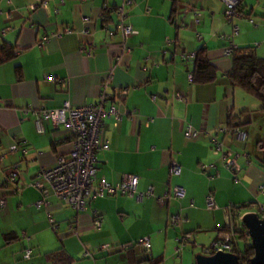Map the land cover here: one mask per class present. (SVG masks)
Wrapping results in <instances>:
<instances>
[{"label": "crops", "instance_id": "1", "mask_svg": "<svg viewBox=\"0 0 264 264\" xmlns=\"http://www.w3.org/2000/svg\"><path fill=\"white\" fill-rule=\"evenodd\" d=\"M44 1L11 0L8 6L0 0V29L9 28L2 38L16 49L0 63V181L13 164L19 168L13 189L0 188V264H53L48 253L60 248L69 264H164L173 256L183 261L186 246L177 251V238L191 233L192 245L212 241L228 223L229 204L251 203L241 216L253 211L264 217L258 210L264 206V113L258 101L231 85L224 54L228 47L250 46L264 58V0H241L242 12L232 20L224 18L221 0H130L122 15L123 0ZM120 23L135 31L124 48ZM201 46L216 70L207 83L192 80ZM108 78L105 108L115 105L120 118L104 119L108 148L97 152L95 183L132 174L136 191L95 197L76 212L33 185L40 181L47 188L37 173L71 149L62 125L42 120L38 132L36 117L64 102L94 103ZM243 110L245 124L230 129L228 113ZM187 126L195 133L191 138L184 136ZM231 158L240 167L235 173L224 165ZM171 162L179 166L177 175ZM174 187L183 190L181 198H173ZM174 216L176 225L170 223ZM144 237L152 262L137 260V247H119ZM104 244L111 248L102 249Z\"/></svg>", "mask_w": 264, "mask_h": 264}, {"label": "built area", "instance_id": "2", "mask_svg": "<svg viewBox=\"0 0 264 264\" xmlns=\"http://www.w3.org/2000/svg\"><path fill=\"white\" fill-rule=\"evenodd\" d=\"M224 4V16L227 20H232L239 15V5L241 0H221ZM41 5H45L44 0H40ZM122 7L119 8V14L122 15V8L126 4H130V0H123ZM11 0H6V5H11ZM33 8V7H32ZM9 19V15H7ZM195 22L199 20L196 18ZM122 35V47L124 48V40L135 34V31L128 25L120 23L118 26ZM234 31H237V26L233 27ZM9 28L0 29V36L5 35ZM231 47L224 49V54L229 55ZM108 78L101 86L100 93L97 101L87 105L72 107L68 102H64L61 106L54 109L42 110L36 117V130L38 132L43 131L42 120H48L53 127L62 125L67 131V135L71 144V149L66 155H58L56 163L49 169H43L37 173V177L42 179L46 183L47 188L40 181H34L33 185L38 188L44 196L48 194L50 190L54 196L59 200L71 205L76 212L83 211L90 199L98 196H113L115 194H127L133 195L136 191V184L138 177L136 175H125L121 181L108 183L101 180L95 183L96 172V156L100 150L108 148V141L103 138L102 128L104 125V119L113 115L115 120L120 118V114L117 112L115 105L111 104L108 108H105V104L109 98L105 91L106 86L109 83ZM195 135L190 126L184 131L186 138H191ZM238 135L241 138L245 137L243 132H239ZM17 149V145H11L9 151L13 152ZM219 149V145H217ZM26 151L25 148L22 149ZM3 155L0 154V158ZM224 165L232 172L240 170L239 165L234 158L226 159ZM170 172L173 174L179 173V166L171 162ZM19 174V168L16 164H13L8 168L4 174L3 179L0 181V188L13 189L12 185L17 180ZM149 190L147 194H150ZM260 193H264V187H261ZM184 192L180 187H174L172 196L174 199H179L183 196ZM141 197V195H140ZM207 206L212 208L214 201L212 195L207 196ZM162 201V199H159ZM44 203V199H40L35 203L36 207L41 206ZM232 204L228 205V211ZM5 207V198L0 196V210ZM259 211H264V206L258 205ZM229 214V213H228ZM178 216H174L170 219V223L176 225L178 222ZM241 214L232 216L229 214V220L227 226L229 231L222 232L218 235V238L212 242V244L204 249L206 255L213 254L215 252H231L233 230L238 226V222H241ZM93 225L96 228L100 227V218L94 214ZM246 234L247 230H246ZM190 238L189 234H182L177 238L176 250L179 251ZM150 240L148 237L141 238L133 243L120 245V249H128L132 247H138L141 249L144 255L149 256ZM102 249L111 248L110 244H104ZM30 251L27 250L25 257H28Z\"/></svg>", "mask_w": 264, "mask_h": 264}, {"label": "trees", "instance_id": "3", "mask_svg": "<svg viewBox=\"0 0 264 264\" xmlns=\"http://www.w3.org/2000/svg\"><path fill=\"white\" fill-rule=\"evenodd\" d=\"M238 10L239 12H242L240 10V7ZM2 37L3 36H0V63H3L16 55V49L5 43ZM194 56L195 62L194 70L192 73V80L196 83H207L213 81L216 77V70L211 64L210 60L207 58L206 48L204 46H201L194 53ZM228 56L230 57L231 65L230 69L225 73V76L228 78L232 86L241 89L249 97L258 101L260 106L259 108H257V110L264 113V58L256 55L255 49L250 46L231 47V52ZM247 112L248 111L243 110V112L236 116L229 112L227 119L228 127L230 129H234L240 126L241 123H243L242 121H244L242 119H246L245 116L248 115ZM254 203L255 202H253L252 204ZM250 207L251 203L240 205L232 204V206L229 208L228 213L236 217L241 210ZM259 214L261 216L264 215V211H260ZM246 230L247 229L241 222H238V226L233 230L231 252L237 255L240 264H250L249 259L253 256V248L250 245V240L248 235L246 234ZM226 231H229L227 224H225L224 227L218 229V233L216 234V237L211 241L210 245L218 238V235L220 233ZM240 242L243 243L242 248L239 247L238 243ZM186 243L187 242H185V244ZM48 256L54 259L53 264H69V257L61 248L49 252ZM152 261L153 259L149 257V262ZM157 263L158 261L155 264Z\"/></svg>", "mask_w": 264, "mask_h": 264}, {"label": "water", "instance_id": "4", "mask_svg": "<svg viewBox=\"0 0 264 264\" xmlns=\"http://www.w3.org/2000/svg\"><path fill=\"white\" fill-rule=\"evenodd\" d=\"M241 223L247 229L250 245L253 248V256L249 259L250 264H264V217L257 212H247L241 216ZM137 260H149L140 248H135ZM195 264H240L238 257L232 252H215L210 255L198 254Z\"/></svg>", "mask_w": 264, "mask_h": 264}, {"label": "rangeland", "instance_id": "5", "mask_svg": "<svg viewBox=\"0 0 264 264\" xmlns=\"http://www.w3.org/2000/svg\"><path fill=\"white\" fill-rule=\"evenodd\" d=\"M259 6L260 5L256 6L257 10L259 9ZM262 8H264V7H262ZM189 235H190V238L187 240V243L185 244L186 248L183 250V253H182V254L187 253V256L185 255L183 261L180 260V257L176 258V256H173L171 258L166 257L167 259L165 260L164 264H192V262L195 261L196 255L203 254L204 253V249L210 245L211 241H207L204 246H202V245H192V241H194V239H193V236H191L192 235L191 233H189ZM242 244L243 243L240 242V247L241 248H242ZM142 264H145V263H142Z\"/></svg>", "mask_w": 264, "mask_h": 264}]
</instances>
